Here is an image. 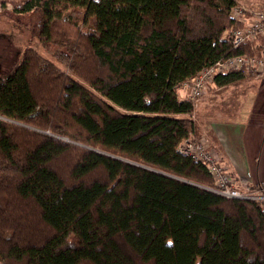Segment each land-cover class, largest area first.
<instances>
[{"label":"trees","instance_id":"1","mask_svg":"<svg viewBox=\"0 0 264 264\" xmlns=\"http://www.w3.org/2000/svg\"><path fill=\"white\" fill-rule=\"evenodd\" d=\"M236 4L1 9L0 22L28 37L19 62L0 72V262L264 264L262 205L213 191L206 166L179 149L199 135L181 83L252 53V43L223 37L242 25L230 15ZM254 76L242 67L213 85Z\"/></svg>","mask_w":264,"mask_h":264},{"label":"crops","instance_id":"2","mask_svg":"<svg viewBox=\"0 0 264 264\" xmlns=\"http://www.w3.org/2000/svg\"><path fill=\"white\" fill-rule=\"evenodd\" d=\"M0 61L3 62L2 59ZM1 69L0 63V72ZM261 79L264 82V70L253 78ZM242 81L208 90L194 105V120L198 124L199 134L209 139L234 175L249 185H264V83L257 89L239 87ZM228 92L237 94V114L214 120L212 109L221 102L222 94ZM181 94L184 95V91Z\"/></svg>","mask_w":264,"mask_h":264},{"label":"built area","instance_id":"3","mask_svg":"<svg viewBox=\"0 0 264 264\" xmlns=\"http://www.w3.org/2000/svg\"><path fill=\"white\" fill-rule=\"evenodd\" d=\"M235 7L233 17L241 21L242 25L228 31L224 39L233 47L252 43V53L234 54L220 59L183 81L181 84L187 89L185 97L193 101L194 105L207 94L215 75L242 67L253 68L258 73L264 70V10L248 9L246 12L237 5ZM191 116L194 118L193 113ZM179 149L206 166L213 179V191L226 198L257 201L264 208V186L249 185L234 175L208 138L202 135L190 136L182 141Z\"/></svg>","mask_w":264,"mask_h":264},{"label":"rangeland","instance_id":"4","mask_svg":"<svg viewBox=\"0 0 264 264\" xmlns=\"http://www.w3.org/2000/svg\"><path fill=\"white\" fill-rule=\"evenodd\" d=\"M252 1H255L256 4H253ZM21 2L22 0H0V11H2L1 10L2 8L3 10H6V11L12 10L13 5H16V3H21ZM236 5L238 8L242 10H246V12L248 9L264 10V0H239L237 1ZM233 10L234 8H232L230 12L231 17L235 16V14H233ZM2 16L6 17L8 15L6 14ZM17 28H18L17 26H14V27L11 26V28H8L7 24L0 22V60L1 59L3 60V62L0 61V63L2 67L1 72L3 73L12 70L14 65H16L19 62L21 52L26 45V41H24V39H26L28 36L25 37L24 36L25 34L20 33L17 30ZM231 29L232 28L226 29L223 33V37ZM32 45L35 48H38V49L40 48V44L37 43L36 41L32 43ZM257 74H258V70H255V76ZM253 78L254 77L244 78V81L241 80L242 82L239 83L238 86L239 87H255L257 89L264 83L262 79L258 81V80H253ZM245 79H248V80H245ZM215 87L216 86L215 85L213 86V83H212L210 85L209 91H212ZM181 88H182V91H184L185 93L184 95L186 96L187 89L182 84H181ZM180 96H183V94H180ZM238 106H239V101H238L236 93L235 95H232L229 92L225 93L224 95L222 94L221 102L216 105V108L212 109V116L213 115L215 116L213 119L217 120L218 118H221L222 116H236L237 114L236 110L238 109ZM259 148H260V145H259ZM263 161H264V157H263ZM241 180L244 181L243 179Z\"/></svg>","mask_w":264,"mask_h":264}]
</instances>
